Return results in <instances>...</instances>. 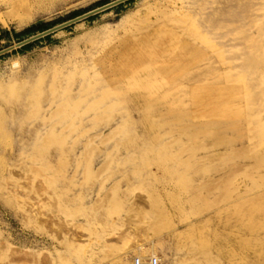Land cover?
Returning <instances> with one entry per match:
<instances>
[{"label":"rangeland","instance_id":"obj_1","mask_svg":"<svg viewBox=\"0 0 264 264\" xmlns=\"http://www.w3.org/2000/svg\"><path fill=\"white\" fill-rule=\"evenodd\" d=\"M114 1L0 0V264H264V0H126L17 45Z\"/></svg>","mask_w":264,"mask_h":264},{"label":"water","instance_id":"obj_2","mask_svg":"<svg viewBox=\"0 0 264 264\" xmlns=\"http://www.w3.org/2000/svg\"><path fill=\"white\" fill-rule=\"evenodd\" d=\"M124 1H126V0H116V1H114V2H112V3H109V4L105 5V6L100 7V8H98V9H95V10L90 11V12H87V13H85V14L79 16V17H76V18H74V19H72V20H70V21H67V22H65V23L59 24V25L54 26V27H52V28H50V29L44 30L43 32H40V33H38V34H36V35H33V36H31V37H29V38H27V39H24V40H22L21 42H19L17 45H18V46L25 45V44H27V43H29V42H32V41H34V40H36V39H38V38H40V37L46 36V35H48V34H50V33H53L54 31H56V30H58V29H61V28L65 27V26H67V25H69V24H71V23H73V22H75V21H77V20H79V19H82V18L88 17V16H90V15H92V14H94V13L100 11V10H103V9H105V8H107V7H110V6L116 5V4L121 3V2H124ZM12 48H13V47H7V48L1 50V51H0V54L9 51V50H11Z\"/></svg>","mask_w":264,"mask_h":264},{"label":"built area","instance_id":"obj_3","mask_svg":"<svg viewBox=\"0 0 264 264\" xmlns=\"http://www.w3.org/2000/svg\"><path fill=\"white\" fill-rule=\"evenodd\" d=\"M131 264H162L161 259L156 255L142 257L135 255L132 259Z\"/></svg>","mask_w":264,"mask_h":264},{"label":"bare ground","instance_id":"obj_4","mask_svg":"<svg viewBox=\"0 0 264 264\" xmlns=\"http://www.w3.org/2000/svg\"><path fill=\"white\" fill-rule=\"evenodd\" d=\"M180 41H181V40H180ZM184 41H185V40H184ZM129 44H130V43H129ZM127 45H128V44H127ZM182 46H183V47H185V46L187 47V42H186V41L183 42ZM110 58H111V57H110ZM111 61H112V60H111ZM160 169H161V167H160ZM164 171H165V170H164ZM195 199H198V198L195 197ZM255 217H256V216H255ZM212 222H213V221H212ZM219 224H220V223H219ZM220 226H221V225H220ZM211 227H212V226H211ZM212 229H213V228H212ZM215 229H216V228H215ZM218 229H220L219 226H218ZM210 232H211V231H210ZM234 232H235V230H234ZM221 235H223V234L221 233ZM231 236H232V235H231ZM234 238H235V236H234ZM221 244H222V243H221ZM140 246H141V248H142V245L137 246V248H138V247L140 248ZM238 248H239V247H238ZM241 248H242V247H241ZM250 249H251V248H250ZM137 250H138V249H137ZM251 250H252V249H251ZM224 257H225V256H224ZM224 257H223V258H224ZM220 259H221V258H220ZM223 260H224V259H223ZM223 260H222V261H223ZM225 260H226V259H225ZM220 261H221V260H220Z\"/></svg>","mask_w":264,"mask_h":264},{"label":"trees","instance_id":"obj_5","mask_svg":"<svg viewBox=\"0 0 264 264\" xmlns=\"http://www.w3.org/2000/svg\"><path fill=\"white\" fill-rule=\"evenodd\" d=\"M40 28H45V27H47V23L46 22H43V21H40V22H38V24H37ZM5 33V31H3V34ZM46 37H48V36H46ZM28 44H26V45H24V46H27Z\"/></svg>","mask_w":264,"mask_h":264}]
</instances>
